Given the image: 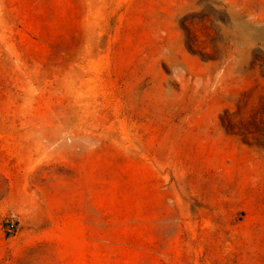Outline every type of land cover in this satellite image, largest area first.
<instances>
[{
    "label": "rangeland",
    "instance_id": "obj_1",
    "mask_svg": "<svg viewBox=\"0 0 264 264\" xmlns=\"http://www.w3.org/2000/svg\"><path fill=\"white\" fill-rule=\"evenodd\" d=\"M0 264H264V0H0Z\"/></svg>",
    "mask_w": 264,
    "mask_h": 264
}]
</instances>
